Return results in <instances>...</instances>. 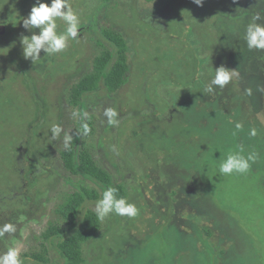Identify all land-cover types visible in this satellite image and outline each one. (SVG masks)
<instances>
[{
  "label": "rangeland",
  "instance_id": "obj_1",
  "mask_svg": "<svg viewBox=\"0 0 264 264\" xmlns=\"http://www.w3.org/2000/svg\"><path fill=\"white\" fill-rule=\"evenodd\" d=\"M68 2L89 30L61 53L42 50L25 64L18 44L33 32L0 39V225H17L0 239L1 251L18 247L24 264H62L43 238L59 220L56 209L83 187L99 196L109 187L64 170L59 152L74 130L77 150L85 147L139 210L100 221L83 245L85 264H264V50H249L243 38L251 17L264 23V0ZM57 25L63 32V22ZM107 29L126 40L127 83L70 104V89L91 71L94 56L111 50L102 37ZM220 66L236 75L208 93ZM107 108L118 113L115 126ZM85 123L91 131L84 137ZM56 124L63 131L54 140ZM238 145L257 159L246 173L221 175L219 165ZM24 167L18 194L10 185L18 186Z\"/></svg>",
  "mask_w": 264,
  "mask_h": 264
},
{
  "label": "trees",
  "instance_id": "obj_2",
  "mask_svg": "<svg viewBox=\"0 0 264 264\" xmlns=\"http://www.w3.org/2000/svg\"><path fill=\"white\" fill-rule=\"evenodd\" d=\"M111 1L101 0V5L108 4ZM34 3L35 0L29 3L28 0L0 1V25L5 26L6 30L4 35H0L1 40L10 42L11 34H18L20 38L21 34L25 33V28L22 26V18L24 14L30 12ZM251 18L253 20V17ZM88 30V26H80L81 32ZM102 37L110 45L111 50L102 48L94 56L91 71L85 74L70 89L68 95L70 104H78L83 97L96 93L102 88L108 92H114L127 83L129 76L128 46L124 36L118 31L107 29L102 33ZM18 45L21 47V42ZM8 47L11 46L8 45ZM26 61H29V59H25V64ZM64 67H62L61 72L64 71ZM85 124L88 125V123ZM70 135L72 139L68 146H65L59 152L64 170L70 176L80 175L101 186L113 187L117 189L118 197L123 196L126 198L125 188L120 184L112 185V178L109 173L97 165L95 159L85 147L77 150L78 134L72 130ZM87 135H90V133L84 134V137ZM17 170L18 168H16ZM24 173L25 167L22 171L19 170L21 180L18 182V186L16 187L14 182L13 185H10L12 190L18 191V194L20 187L24 184L22 178ZM99 198L100 196L95 190L83 187L79 191L67 194L64 201L56 209L59 220L56 223L49 224L43 234V238L48 244L55 247L58 256L63 262L62 264H85L83 245L96 237L100 221L96 218L95 212L91 210L83 212L78 221L77 215L87 202L97 201ZM20 206L21 204L16 205L17 208ZM7 209L11 211L9 208ZM13 209H15L14 205Z\"/></svg>",
  "mask_w": 264,
  "mask_h": 264
},
{
  "label": "clouds",
  "instance_id": "obj_3",
  "mask_svg": "<svg viewBox=\"0 0 264 264\" xmlns=\"http://www.w3.org/2000/svg\"><path fill=\"white\" fill-rule=\"evenodd\" d=\"M197 6H203V0H192ZM57 20L65 25L63 32H58ZM261 18L253 17L251 23L246 26L244 32V41L249 50H264V23H258ZM22 26L33 34L21 39L22 55L25 59H30L33 63L38 61L40 53L43 50L45 55H55L61 53L68 47L69 40H76L80 35V18L73 10L68 0H50L49 3L42 0H35L27 17L23 18ZM38 29V33L34 32ZM236 75L234 70H229L224 66H220L214 70V75L206 85V92L214 93L217 88L223 90L230 83L232 77ZM251 95V90H246ZM109 125L118 124V113L113 108L104 110ZM83 133L87 134L91 131L87 124L82 125ZM235 128L240 130L243 124L235 123ZM63 131L59 124L53 125L51 132L52 138L55 140ZM248 134L252 137L257 135L255 128H250ZM71 135L65 138V146L71 141ZM242 145L237 146V150L230 152L225 160L219 165L218 172L221 175H231L233 173H246L250 169V162H255L257 154L249 153L247 156L243 154ZM138 208L134 203L129 202L125 197L117 196V189L113 187L102 188L100 198L95 202L94 212L96 218L103 222L110 214L120 217L134 218L138 215ZM17 231V225L13 222H7L0 225V239L6 234L13 235ZM0 264H24L21 259V252L18 247L9 246L5 251H0Z\"/></svg>",
  "mask_w": 264,
  "mask_h": 264
},
{
  "label": "water",
  "instance_id": "obj_4",
  "mask_svg": "<svg viewBox=\"0 0 264 264\" xmlns=\"http://www.w3.org/2000/svg\"><path fill=\"white\" fill-rule=\"evenodd\" d=\"M5 32H6V30H5V26L0 25V35H4ZM263 76H264V70H263Z\"/></svg>",
  "mask_w": 264,
  "mask_h": 264
}]
</instances>
